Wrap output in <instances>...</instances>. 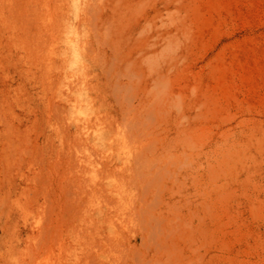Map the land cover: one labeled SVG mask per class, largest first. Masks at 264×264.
Segmentation results:
<instances>
[{
	"label": "rangeland",
	"instance_id": "1",
	"mask_svg": "<svg viewBox=\"0 0 264 264\" xmlns=\"http://www.w3.org/2000/svg\"><path fill=\"white\" fill-rule=\"evenodd\" d=\"M0 264H264V0H0Z\"/></svg>",
	"mask_w": 264,
	"mask_h": 264
}]
</instances>
